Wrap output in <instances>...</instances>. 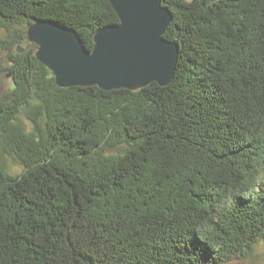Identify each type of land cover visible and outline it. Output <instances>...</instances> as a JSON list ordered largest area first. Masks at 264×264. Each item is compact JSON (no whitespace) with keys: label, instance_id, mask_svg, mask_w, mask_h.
Masks as SVG:
<instances>
[{"label":"trees","instance_id":"1","mask_svg":"<svg viewBox=\"0 0 264 264\" xmlns=\"http://www.w3.org/2000/svg\"><path fill=\"white\" fill-rule=\"evenodd\" d=\"M162 5L171 81L106 91L57 86L26 29L91 50L108 0H0V264H230L264 240V0Z\"/></svg>","mask_w":264,"mask_h":264},{"label":"water","instance_id":"2","mask_svg":"<svg viewBox=\"0 0 264 264\" xmlns=\"http://www.w3.org/2000/svg\"><path fill=\"white\" fill-rule=\"evenodd\" d=\"M119 22L97 29L93 47L60 23L40 19L26 29L34 54L59 87L93 86L137 90L156 82L167 85L175 71L178 43L164 37L172 20L162 0H108ZM24 48L17 46L19 53ZM9 77V73L6 75Z\"/></svg>","mask_w":264,"mask_h":264},{"label":"rangeland","instance_id":"3","mask_svg":"<svg viewBox=\"0 0 264 264\" xmlns=\"http://www.w3.org/2000/svg\"><path fill=\"white\" fill-rule=\"evenodd\" d=\"M0 37H8L6 35V30L3 28H0ZM4 62H6V58L4 56H0V66L2 67L4 65ZM7 71L2 70L0 68V93L7 87L11 85V80L9 77H6ZM26 107L23 106L20 108L19 113L17 114L18 121H21L24 124L25 130L27 132L33 131V126L30 123V121L27 119L26 113H25ZM7 169L11 172L18 171L19 167L15 164L14 161L8 156H4ZM230 264H264V240L260 241L254 248L252 254L246 258L238 259L233 261Z\"/></svg>","mask_w":264,"mask_h":264}]
</instances>
